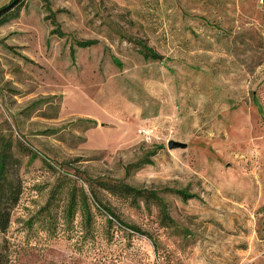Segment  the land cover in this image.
I'll use <instances>...</instances> for the list:
<instances>
[{
    "label": "rangeland",
    "instance_id": "1",
    "mask_svg": "<svg viewBox=\"0 0 264 264\" xmlns=\"http://www.w3.org/2000/svg\"><path fill=\"white\" fill-rule=\"evenodd\" d=\"M2 157L3 264H264V0H22Z\"/></svg>",
    "mask_w": 264,
    "mask_h": 264
},
{
    "label": "trees",
    "instance_id": "2",
    "mask_svg": "<svg viewBox=\"0 0 264 264\" xmlns=\"http://www.w3.org/2000/svg\"><path fill=\"white\" fill-rule=\"evenodd\" d=\"M21 1L22 0H20L14 6V8L12 10H14ZM9 12L5 13L4 15H2L0 17V22L2 21V19L4 18L5 15L9 14ZM94 43H95V41L87 40V41H78V42H76V45L78 47H87V46H90ZM136 43L139 46L140 53L142 54V56L145 59H152V60L162 59V56L159 53H157L156 51H154L152 48L148 47L147 45L143 44L142 42H136ZM5 161L6 160L4 157H2V159L0 160V232H5L8 229V227L10 225V209L18 203L19 196L21 194L20 183L15 184V185L5 184L4 182L2 183V180H4V177H5L4 176ZM177 194L180 195V197L185 199V200L193 196V195L187 194L186 192H184L182 190L177 191ZM92 197L94 198L95 196L93 195ZM77 198L78 197L75 194V192L70 194L69 202H68V206H67V213L70 215V217H73L74 212L76 210V206L79 203V205L81 206V212H82L83 220H85V222L88 221V223H90L91 214H90V210H89L88 203H87L88 197L86 196V194H82L80 200ZM160 204H161V209H162L163 215L167 216L164 204L162 202ZM135 231H137V230H135ZM0 264H3L1 258H0Z\"/></svg>",
    "mask_w": 264,
    "mask_h": 264
},
{
    "label": "water",
    "instance_id": "3",
    "mask_svg": "<svg viewBox=\"0 0 264 264\" xmlns=\"http://www.w3.org/2000/svg\"><path fill=\"white\" fill-rule=\"evenodd\" d=\"M20 0H11L7 5L3 6L0 8V17L2 15H4L5 13H8L9 11H11L14 6L19 2ZM167 147L169 149H175V148H185L186 144L185 143H181V142H177V141H173L170 140L167 143Z\"/></svg>",
    "mask_w": 264,
    "mask_h": 264
}]
</instances>
